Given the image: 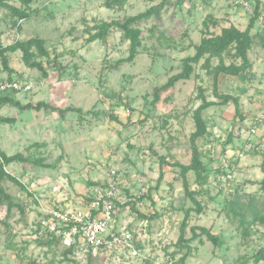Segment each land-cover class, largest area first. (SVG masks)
<instances>
[{
  "label": "rangeland",
  "instance_id": "1",
  "mask_svg": "<svg viewBox=\"0 0 264 264\" xmlns=\"http://www.w3.org/2000/svg\"><path fill=\"white\" fill-rule=\"evenodd\" d=\"M111 1L33 0V14L24 21L0 7V45L39 37L46 41L50 53L49 58H38L45 73L28 68L20 51L8 54L11 77L0 56V80L17 79L33 86L31 92L15 95L21 103L45 102L51 106L39 111L0 108V118L14 120L0 124V149L8 156L20 154L27 160L4 167L21 185L9 179L2 183L16 207L8 216V202L0 199V220L6 222L0 225V264H181L187 250L177 242L189 209L194 211L186 238L192 237V227H205L218 235L220 245L215 246L205 236L191 242L186 264H264L253 259L264 249V176L260 169L264 151L258 150L256 137V149L245 159H230L235 167L233 180L219 181L218 168L228 156L226 151H238L245 140L241 133L245 122L237 117L234 105L214 106L204 112L210 136L197 140L210 171L204 187L196 183V174L190 171L186 176L187 193L182 170L160 165V156H168L172 164H191V136L196 131L193 112L201 104L200 88L209 100L217 101L214 76L202 68L204 60L194 66L189 82L180 81L171 91L162 92L158 103H152L154 93L182 71V61L195 54V49L184 53L181 48L190 49L192 37L201 42L198 35L202 39L203 22L212 16L209 25L219 34L225 25L222 21H227L226 9H236L240 16L245 8L233 0H167L160 19L140 24L144 35L136 60L119 64L129 56L130 43L123 34L114 29L105 40L90 42L89 30L102 22L123 21L143 13L161 0H127L122 7L109 9L107 3ZM246 1L255 10V0ZM10 4L26 7L20 0ZM260 12L254 25L257 44L251 58L257 72L245 78H219V93L245 99L248 107L243 105V118H247L246 108H253L250 113L257 111L264 96L263 89L246 87L247 82L264 80L263 5ZM218 13L221 19L214 17ZM252 17L246 11L241 18L250 22ZM213 62L217 65L219 60ZM225 62L238 63L231 56H226ZM253 96L259 101L252 102ZM52 107L79 108L82 112L61 114L53 112ZM112 116L119 122L112 121ZM230 134L233 142L225 146ZM257 150L259 161L247 162ZM111 169L121 174V196L138 198L143 194L141 207L122 206L117 210V225L133 219L135 237L147 259H129L119 252L95 259L76 255L67 258L64 248L45 246L34 239L32 227L41 216L42 206L85 207L92 189L104 186ZM161 170L164 177L160 180ZM193 198L201 204V213L195 211ZM139 213L150 221L146 233L139 228L145 220Z\"/></svg>",
  "mask_w": 264,
  "mask_h": 264
},
{
  "label": "trees",
  "instance_id": "2",
  "mask_svg": "<svg viewBox=\"0 0 264 264\" xmlns=\"http://www.w3.org/2000/svg\"><path fill=\"white\" fill-rule=\"evenodd\" d=\"M11 1L14 0H0V7L6 9L11 13V16L17 18L20 21L27 20L33 14V11L30 9V5L33 3V0H20L24 8H18L10 4ZM127 0H113L107 3V8L111 9L113 6L122 7ZM167 0H161V3L149 8L143 13H140L135 16H128L125 17L123 21H112V22H102L91 28L89 30V41H103L105 40L114 29L119 30L123 35V39L130 43L129 45V56L124 59L120 60L118 63H133L137 56L140 53L139 48L142 46V38H143V30L140 28V24L147 23L148 21L157 18H161V13L166 6ZM261 0H255V10L254 15L250 19L249 26L246 30L242 31L235 26H231L229 28H223L219 34L214 33L211 30L209 25V21L212 16L208 17L203 22V30H202V39L201 42L194 46L195 48V55L189 56L182 61L183 69L180 73L172 76L169 78L168 82L159 88L154 93V100L153 104H156L160 101V94L162 92H168L175 88V86L180 81H187L190 80L192 75L195 72V65L201 63L204 60L202 68L206 70L209 74L213 75L214 77V96L217 101H209L206 97L205 90H199V98L198 100L201 101V104L193 113V119L195 122L196 131L191 136V143H192V161L189 166L182 165L180 163H170L168 160V156H160L159 161L161 168L165 165H169L171 167H179L182 170V178L184 188L186 192L189 191V184L187 180V174L190 171H193L196 174V183L200 187H204L209 179L210 171L208 170L207 165L204 164L202 160V152L200 151L199 147L197 146V140L203 138L205 136H210L208 131V126L204 117V112L214 106H229L234 105L237 117H240V120L244 122L245 118L242 115L241 109V98L237 95L232 94H221L219 93V77L220 75L226 76H242L248 77L251 75L253 65L250 60V51L253 45V39L251 36V30L254 28L255 23L261 17ZM20 28V26H19ZM21 52L23 55V62L24 64L31 69H38L44 72V66L41 62L38 61V58H49L50 53L46 47V41L39 38H31L27 41H17L13 44L8 46L0 45V56L2 59V63L4 65V69L11 75L13 74V70L9 67V60L8 54ZM231 56L233 60L238 61L232 62L231 64H226L225 57ZM219 60V63L216 66H213V60ZM45 73V72H44ZM46 75V74H45ZM11 79V78H10ZM16 94H9L5 96H0V108L5 106H11L13 108H18L20 110H41L43 108L50 109L51 106L46 104L45 102H39L37 104L28 103L23 105L19 100L15 98ZM53 112H59L63 114L64 112H78L81 113V109L79 108H72L69 107L67 109H60L58 107L51 108ZM112 121L119 122V119L115 116H112ZM14 121L13 119L9 118H0L1 123H10ZM233 142V135L230 134L225 146L231 144ZM264 158V155H263ZM0 159L2 163L0 164V199L5 200L8 202V216L10 215L11 211L16 204L13 203L11 196L6 193L5 189L2 186L4 180L9 179L14 183L19 185L20 182L12 175L7 173L4 169L5 166L10 165L15 162H27V160L20 154L15 156H8L4 151L0 149ZM45 166V165H44ZM43 166V167H44ZM48 167V166H45ZM261 171L264 175V159L260 166ZM164 172L161 170L159 179H163ZM261 189L264 192V177L261 181ZM192 196L195 194H191ZM142 201V197L138 199ZM194 204L196 205L195 211L201 213L202 207L201 204L193 198ZM125 207H132L135 209L136 203H130L128 206ZM21 210H23L20 207ZM194 210L189 209L186 213V216L181 224L180 228V237L177 242V245L182 247L183 249L187 250L186 253L181 258V264H186V260L189 257L190 252V243L199 239L200 237L205 236L208 241L212 242L215 246H219V238L217 234H214L211 229L195 226L191 228L193 233L192 237L187 239L186 238V231L188 228V223L190 220L191 212ZM139 217L142 219H147L146 216L139 213ZM258 219V218H257ZM264 219V218H263ZM5 221L0 220V225L5 224ZM42 245L53 247V246H60L57 241L54 240H36ZM73 249L66 250L65 256L68 258L70 255H73ZM253 259L255 263L264 262V249L258 251L254 256ZM73 264H75L73 262Z\"/></svg>",
  "mask_w": 264,
  "mask_h": 264
},
{
  "label": "built area",
  "instance_id": "3",
  "mask_svg": "<svg viewBox=\"0 0 264 264\" xmlns=\"http://www.w3.org/2000/svg\"><path fill=\"white\" fill-rule=\"evenodd\" d=\"M234 4L245 8L254 15V9L246 0H233ZM33 90L29 83L20 80H0V96L9 94L28 93ZM264 125V116L258 115L245 123L241 128L244 143L238 151L227 150L219 166V181L223 183L233 180L235 170L231 160L242 161L247 154L254 151V138ZM215 156V150L210 148ZM232 154V155H231ZM123 181L121 174L116 169H111L108 181L104 186L94 187L88 204L82 208H74L70 205H60L53 208H40V217L32 227L35 240H54L65 250L73 249L79 258H98L119 252L127 255L129 259H147L143 248L137 242L135 234L137 230L132 228L133 219L117 225V210L130 203H136V207L143 204L138 198L121 196ZM149 219L143 220L139 228L146 233ZM146 236V234H145Z\"/></svg>",
  "mask_w": 264,
  "mask_h": 264
},
{
  "label": "crops",
  "instance_id": "4",
  "mask_svg": "<svg viewBox=\"0 0 264 264\" xmlns=\"http://www.w3.org/2000/svg\"><path fill=\"white\" fill-rule=\"evenodd\" d=\"M262 1V5H263V7H264V0H261ZM232 3V2H231ZM261 5V6H262ZM252 6V5H251ZM198 8H200V5L198 4ZM227 11L225 12V13H227L226 15H228V16H226V19H227V21L225 20V21H222V20H220V22L222 21V22H224L223 24H225V25H223V28H229V27H231V26H235V27H237L238 29H240V30H242V31H244V30H246L247 28H248V26H249V20H248V18L247 19H243V18H241L242 16H244L245 14H246V10H244V12L242 13V14H240V16L238 15V13L236 12V9H235V11H234V9L232 10V11H228V8L226 9ZM209 12V11H208ZM212 15H213V12L211 13ZM210 14V12H209V15H211ZM208 15V14H207ZM214 17L216 18V19H221V15L218 13V14H214ZM238 17H240V18H238ZM203 21H204V19H203ZM200 29V28H199ZM251 36H252V39H253V45H252V49H251V51H250V54H249V56H250V59L252 58V50H253V48L256 46V41H255V38H254V36H255V30H254V28L251 30ZM198 37L200 38H198V40L200 41L201 40V37H200V33H199V35H198ZM191 39H193V46L190 48V49H187V47L188 46H186V47H183V48H181V49H183L185 52L184 53H186V52H188L189 50H192V49H195L194 48V46H196V45H198L200 42H198V41H195V39L192 37ZM196 52V51H195ZM195 55V54H194ZM194 55H190V56H194ZM189 57V56H188ZM214 61V60H213ZM254 60H252L251 59V63H252V65H253V69H252V72H251V75H254L256 72H257V65L256 64H254V62H253ZM227 64V63H226ZM212 65L213 66H216L215 64H214V62L212 63ZM205 72H206V70H204ZM251 75H249V76H251ZM230 77H232V76H230ZM253 77V76H252ZM192 78V77H191ZM220 78V77H219ZM190 80H187V81H184V82H189ZM247 82V81H246ZM219 84H221V83H219ZM247 86L246 87H248V88H250V87H258L259 89H263L264 90V80L263 81H257V84H250L249 82H247ZM264 93V92H263ZM222 94V93H221ZM223 94H229V93H223ZM232 95H234V94H232ZM264 95V94H263ZM237 96H239V95H237ZM254 98H251L250 100L252 101V102H258L259 100H258V98L256 97V96H253ZM241 98V97H240ZM209 100V99H208ZM209 101H211V100H209ZM246 101H245V99L242 97V99H241V109H243V105H245V107H248V104L247 103H245ZM23 104V103H22ZM23 105H25V104H23ZM257 107V111H255V112H252V113H250L249 111L250 110H253V108L251 107V108H246V110H247V113H245L244 114V116H246L247 118H245V120H244V122L246 123V122H248L249 121V119H250V117H255V116H258V115H263L264 116V96L261 98V101H259L258 102V105L256 106ZM196 110V109H195ZM194 110V111H195ZM209 110V109H208ZM194 113V112H193ZM250 113V114H249ZM193 132H195V131H193ZM256 143H258V144H260L259 145V148H258V150H261V151H264V125L262 126V128H261V130L259 131V133H258V135L256 136ZM258 150L256 151V152H254V153H252L251 155H249V157H248V159H246L247 160V162H249L250 160V162H253V163H255V161L256 162H258L259 160V158H260V154H258ZM253 152V151H252ZM261 162V161H260ZM250 164H248V166H249ZM261 169V168H260ZM264 176V175H263Z\"/></svg>",
  "mask_w": 264,
  "mask_h": 264
}]
</instances>
